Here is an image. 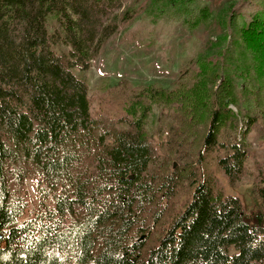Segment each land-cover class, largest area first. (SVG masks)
<instances>
[{
  "label": "trees",
  "instance_id": "16d2710c",
  "mask_svg": "<svg viewBox=\"0 0 264 264\" xmlns=\"http://www.w3.org/2000/svg\"><path fill=\"white\" fill-rule=\"evenodd\" d=\"M124 2L0 0V264H264L263 169L252 211L221 177L264 142V0ZM151 8L207 26L176 86L90 95L74 69Z\"/></svg>",
  "mask_w": 264,
  "mask_h": 264
},
{
  "label": "rangeland",
  "instance_id": "374dc122",
  "mask_svg": "<svg viewBox=\"0 0 264 264\" xmlns=\"http://www.w3.org/2000/svg\"><path fill=\"white\" fill-rule=\"evenodd\" d=\"M130 1L125 0L124 5ZM154 11L151 8L135 21L124 23L104 43L90 69H74L78 77L86 80L90 95H94L102 83L108 82L114 86L123 79L138 85L176 86L180 70L202 48L207 38V26L204 23H188L181 17L167 18L163 13ZM158 122L156 112L150 119V126L155 128ZM255 133L250 131L246 138L253 153L246 161L237 183L231 185L221 175L227 192L240 197L249 211L259 208V198L253 184L258 168L264 172V142H258ZM154 141H157V136ZM46 190L45 183L39 178L27 181L24 192L27 202L25 219L33 218L45 206H54V198Z\"/></svg>",
  "mask_w": 264,
  "mask_h": 264
}]
</instances>
